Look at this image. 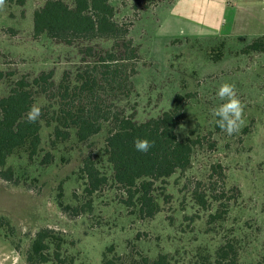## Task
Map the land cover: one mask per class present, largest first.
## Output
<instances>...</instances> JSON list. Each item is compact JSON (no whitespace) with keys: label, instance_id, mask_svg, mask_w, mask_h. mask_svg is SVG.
<instances>
[{"label":"rangeland","instance_id":"1","mask_svg":"<svg viewBox=\"0 0 264 264\" xmlns=\"http://www.w3.org/2000/svg\"><path fill=\"white\" fill-rule=\"evenodd\" d=\"M45 1L0 8V71L11 79L53 71L58 82L78 63L76 48L33 36L32 14ZM112 4L114 19L128 26L129 37L141 49L132 81L136 96L126 107L134 108L137 120L144 121L169 110L174 96L183 95L176 133L183 139L193 130L199 140L192 168L166 180L164 192L170 196L162 202L161 213L139 219L120 204L121 192L110 182L91 196L84 193V159L90 157L101 173L110 175L104 154L106 128L84 145L60 148L51 165L28 168L29 175L18 184L0 179V217L12 227L9 236L0 229V264H27L31 240L44 228L62 234L67 242L64 252L73 257V264H101L102 252L110 246L124 261L138 255L154 259L162 253L172 256V264H189L196 253L213 251L221 243L232 244L236 264H264V53L242 52L246 42L264 33V0ZM222 41L221 57H211L210 50ZM225 82L235 85L245 105L243 124L233 135L215 132L210 112L224 102L216 93ZM6 83L7 78L0 83V96ZM47 134L43 130V143ZM218 163L225 184L215 180L214 188L225 186L223 205L230 209L208 224L211 211L198 208L191 192L201 181L199 191L206 189L208 170ZM232 187L239 189L238 195L228 192ZM59 200L70 209H59Z\"/></svg>","mask_w":264,"mask_h":264},{"label":"trees","instance_id":"2","mask_svg":"<svg viewBox=\"0 0 264 264\" xmlns=\"http://www.w3.org/2000/svg\"><path fill=\"white\" fill-rule=\"evenodd\" d=\"M69 1L46 0L32 14V31L34 37L44 35L57 44L76 48L79 60L74 69L65 70L58 82L54 81L53 71L19 79H11V74L0 71V83L7 78L5 92L0 96V179L18 184L29 175L28 168L35 164L51 165L55 151L68 145H84L106 128L104 154L110 175L101 173L90 157L84 159L80 169L84 193L91 196L110 182L121 192L120 204L130 215L153 219L170 196L164 192L166 180L192 168L199 144L193 130L183 139L176 133L184 96L176 94L172 107L158 116L137 120L135 109H128L126 101L136 96L132 81L137 74L140 47L129 37L128 26L114 19L112 0ZM25 3L26 0H6L5 5L23 7ZM249 41L243 46V53H264V35ZM224 47L222 41L211 49V57L219 59ZM104 95L108 97L106 101ZM33 104L41 108L42 115L37 122L29 123L26 116ZM213 128L215 132L222 131L215 122ZM43 130H48L46 143ZM136 138L154 141V146L147 153L139 152L133 144ZM215 180L225 184L219 163L209 168L204 181L206 189L199 191L201 181L191 192L198 208L211 211L208 224L217 222L230 209V205H223L225 186L214 188ZM228 192L238 195L239 189L232 187ZM56 204L61 210L70 209L60 200ZM71 210L76 212L78 208ZM0 229L7 236L12 232L9 222L2 217ZM65 244L61 233L41 229L31 240L26 263L73 264V257L64 252ZM194 257L189 264H236L238 260L230 243H221L213 251L206 248ZM172 262V256L162 253L154 259L138 255L124 261L115 254L113 246L107 247L101 256V264Z\"/></svg>","mask_w":264,"mask_h":264},{"label":"clouds","instance_id":"3","mask_svg":"<svg viewBox=\"0 0 264 264\" xmlns=\"http://www.w3.org/2000/svg\"><path fill=\"white\" fill-rule=\"evenodd\" d=\"M6 0H0V8H3ZM217 96L224 101L218 107L210 109L211 115L215 118V124L228 135L238 132L243 124V113L245 105L237 95L234 84L223 83L217 90ZM42 115L41 108L33 104L27 112V121L29 123L37 122ZM184 130V126H180ZM154 141L146 138H136L133 141L134 148L142 153H147L153 146Z\"/></svg>","mask_w":264,"mask_h":264},{"label":"crops","instance_id":"4","mask_svg":"<svg viewBox=\"0 0 264 264\" xmlns=\"http://www.w3.org/2000/svg\"><path fill=\"white\" fill-rule=\"evenodd\" d=\"M260 35H264V33H260Z\"/></svg>","mask_w":264,"mask_h":264}]
</instances>
